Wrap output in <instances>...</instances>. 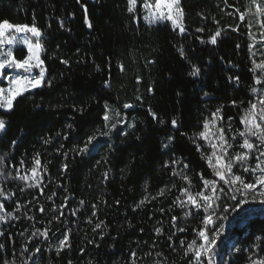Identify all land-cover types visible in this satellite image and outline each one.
<instances>
[{
  "label": "trees",
  "instance_id": "obj_1",
  "mask_svg": "<svg viewBox=\"0 0 264 264\" xmlns=\"http://www.w3.org/2000/svg\"><path fill=\"white\" fill-rule=\"evenodd\" d=\"M244 1L180 0L181 34L169 22L146 24L140 8L128 12V0H0V22L41 30L45 71L42 87L18 97L11 111L0 110V264H129L132 253L147 257L154 244L168 259L179 254L165 234L173 216L189 217L159 193L179 194L183 183L173 170L193 184L201 173L212 178L196 149L206 117L220 109L223 119L240 125L253 101L249 34L238 17ZM217 31L216 44L209 43ZM14 55L23 59L27 52ZM193 65L197 77L189 75ZM125 103L133 105L125 113L134 127L100 135L80 153L89 136L107 132L105 106ZM36 157L41 184L28 187L14 177L26 175ZM239 222L237 237L259 238L256 251L264 253V207ZM44 231L47 238L39 235ZM65 235L58 252L54 241ZM244 263L242 254L228 261Z\"/></svg>",
  "mask_w": 264,
  "mask_h": 264
},
{
  "label": "snow or ice",
  "instance_id": "obj_2",
  "mask_svg": "<svg viewBox=\"0 0 264 264\" xmlns=\"http://www.w3.org/2000/svg\"><path fill=\"white\" fill-rule=\"evenodd\" d=\"M253 5L256 7V13L258 15L264 16V4L257 3V0H252ZM137 0H128V12L133 13L136 10ZM144 8L148 10V15L144 17L148 25H156L170 22L173 30H179L181 34L185 32V27L183 23L184 14L180 6V0H154L153 3H149V0H144ZM244 15L241 14L240 19L244 20ZM87 19L85 23H87ZM90 26V25H89ZM261 27L264 28V22L261 23ZM14 30L15 33L22 34H31V37L35 38L33 41L29 36L24 35L22 38L17 36L6 37V32ZM201 31V29H197ZM264 35V33H262ZM220 36V32L217 31L209 39V43L216 44L217 37ZM42 32L34 24L32 26L28 25H13L8 21L0 22V79L6 82V87H0V109H3L5 112L11 111L14 107V102L18 97L24 95L32 89L40 88L43 86L42 82L44 81L45 71L42 67L43 61L41 59V53L43 52L42 46ZM203 42V41H202ZM7 45V50L5 46ZM16 45H22L23 49L27 50V55L23 59H19L13 53V47ZM250 51L252 45L249 46ZM23 49H19L22 51ZM181 58H185V53L183 49H179ZM255 53H253V56ZM62 63L67 64V61H61ZM254 68L252 69L255 72V69L260 70V77L254 79L255 85L264 84V60H261L257 63L253 60ZM39 69V75L33 76V70ZM11 70L17 73L16 75L9 76L7 72ZM200 73V69L195 65L192 66L189 75L192 77H197ZM237 83H239V78H236ZM49 85L51 82H48ZM105 87H110V84L106 81ZM253 92L256 91L255 88L252 89ZM207 95V93H205ZM139 99V97L137 98ZM235 103V102H234ZM133 105L125 104L124 108H132ZM106 111L103 116L105 121V127H108V123L112 119L109 114L108 106H105ZM118 115V114H117ZM153 118L155 115L153 114ZM222 119L220 115V109H217L216 112L212 113L211 120L205 119L203 124V131L197 134L198 139H203L207 142L208 146L212 151L205 155L201 150V145L196 144V149L198 152H201V158L205 159L208 167L212 170V175L216 179H206L201 173L200 180L202 181L203 188L199 189L196 192L191 191L192 182L190 178L183 174L182 172H177L173 170L174 176H179L187 184V188L180 189V196L176 198L174 204L180 208L195 209L199 212L201 209L204 211L205 215L203 217V227L195 229L197 239L200 243H197V240L188 243L187 249L185 250V255L187 256L191 253V264H203V261L206 259L207 264H214L215 258V249L216 241L223 234L224 224L222 221L227 219L226 215H219L215 202L219 200V192L225 191V186L227 187V192L232 193L230 199L236 201V204L233 206L232 210L236 211L238 208L243 207V205L250 202H259V204L264 205V96H258L257 102H250L248 109L245 110L244 115L240 118V124L243 126L242 129H237L233 132L231 137L232 141H236L237 137L240 138L238 147L241 151H231L230 149L234 148V144L226 139L225 129L223 126H218V121ZM231 119V118H229ZM172 126L175 128L177 126L176 120L172 121ZM69 128L72 125H68ZM115 127V125H112ZM129 128L134 127V125L129 124ZM5 130V121L0 119V132ZM111 129H109L110 131ZM231 131V126H229ZM104 135L107 136L108 132H103L97 130L96 133L92 134L87 138L85 146L79 149L80 153H87L89 151L88 145H91L93 141L97 139L98 136ZM183 135V133H182ZM252 138H255L259 143H255ZM171 137H169V142H171ZM47 143V141H45ZM16 142L13 141V144ZM167 147V145H164ZM254 156L255 165L251 166L249 164L250 158ZM3 160L0 158V163ZM23 163V162H21ZM172 165L179 163L177 160L171 161ZM33 167L30 169L31 175L16 176L14 178L23 180L25 182L31 181L28 183V187H39L41 184L40 172L38 169L41 167V161L36 157L33 161ZM239 165L242 169V173H251L253 180L248 182L245 180L242 174H236L233 169L234 166ZM169 163L165 162L164 167H168ZM185 168L188 167L187 164L184 165ZM18 171V170H17ZM107 177V174H105ZM218 181L223 182L222 185L218 187ZM175 187V185H173ZM259 188V192H257ZM237 193L240 194V199H237ZM164 190L161 189L159 195H163ZM3 193H0L2 196ZM55 195V193H53ZM251 196V201L249 200ZM155 198V197H153ZM7 199V197H5ZM51 199V197H49ZM83 203V202H81ZM144 204V200L140 201V205ZM140 205H137L139 207ZM4 205L0 204V212L4 211ZM19 205L17 210H19ZM62 207H66L63 205ZM95 207V205H93ZM40 211L43 212L44 208L41 206ZM53 211H57L56 208H53ZM223 211L228 212V208H224ZM10 215V214H9ZM73 215L75 213L73 212ZM95 215V212H93ZM190 215V211L185 212V216ZM218 218L221 223L212 231H208L209 225H215L216 219ZM4 216H0V223L4 222ZM177 220L176 216L172 217V222L175 225ZM102 223V222H101ZM101 223H97L95 228L99 229ZM95 230V229H94ZM179 231H184L183 228L178 229ZM157 235L161 234V229L157 228ZM37 233H33L35 236ZM2 235V233H0ZM39 235L47 238L48 232H40ZM68 237L65 235L64 239L60 241V247L57 248L59 252L61 248L67 242ZM183 244V242H182ZM27 251V249H25ZM40 249L36 248V253H39ZM136 254L132 253L134 257ZM159 255V254H157ZM250 264H264V257L253 258L249 256ZM7 264V262H5ZM132 264H135L133 260Z\"/></svg>",
  "mask_w": 264,
  "mask_h": 264
},
{
  "label": "rangeland",
  "instance_id": "obj_3",
  "mask_svg": "<svg viewBox=\"0 0 264 264\" xmlns=\"http://www.w3.org/2000/svg\"><path fill=\"white\" fill-rule=\"evenodd\" d=\"M244 2L245 4H244L243 12H240L238 14V17H239L240 22H244L247 26L250 45H252V48H251L252 57H253V60L259 63L261 60H264V35H262V33H264V28L261 27V23L264 22V16L258 15L256 13V7L253 5L252 0H245ZM149 3L154 4V0H149ZM257 3L264 4V0H257ZM226 6L227 7L224 8V11L227 13V15L233 14L234 6H228L227 4ZM137 8H140L141 13H142V19L146 24H148L144 19V17L148 15V10L144 8V0H137L136 9ZM228 8L231 10H229ZM241 14L244 15L245 17L244 20L240 19ZM24 35L29 36V38L32 39L33 41L35 40V38L31 37V34L15 33L14 30L6 32V37L17 36V37L22 38ZM18 49H23V46L16 45L15 47H13V53ZM5 50H7V45L5 46ZM23 50L27 52L26 49H23ZM253 53H255L254 56H253ZM2 58L3 57H0V59ZM39 71H40L39 69H34L32 75L38 76ZM7 74L9 76H13V75H16L17 73L9 70ZM259 77H260V70L255 69V78H259ZM0 87H6V82L3 81L2 79H0ZM255 89L256 91L254 92V98L252 102H257L258 96H264V84L255 85ZM124 105H119L115 107L108 106L109 114L112 117L107 127L108 135H111L110 132L114 131L115 129H119L121 131L120 133L123 134L132 128V127L129 128L128 125L129 124L133 125V122L132 120L127 118L126 113H125V111L131 108L125 109ZM0 110L4 111L3 109H0ZM211 117H212V113L209 114L206 118L211 120ZM112 125H115V127H112ZM218 126H223V128L225 129L226 139H228L230 142L234 144V148L230 149V152L231 151H241L238 147L240 138L237 137L236 141H232L231 137L235 130L242 129L243 126L241 124L240 125L234 124L230 119L225 120L223 119V117L220 121H218ZM229 126H231V131L229 130ZM109 129L111 130L109 131ZM203 130L204 129L202 126V131ZM252 139L255 143H259V141H256L255 138H252ZM197 144L201 145V150L205 153V155L209 154L212 151V149L208 146L207 142L203 139H198ZM249 164L251 166L255 165L254 156L250 158ZM210 171L212 174L211 169ZM233 171L236 174H242L245 180L248 182H251L253 180L251 173H242V169L239 167V165L234 166ZM26 175L30 176L31 172L28 171ZM210 179H216V178L212 175V178ZM181 180L183 183L182 188H187L188 184L183 179ZM28 182L31 183V181H28ZM222 183L223 182L218 181V187L222 185ZM201 188H203V184H202V181L199 179L196 184L192 183L191 191L196 192ZM259 190L260 189L257 188V192H259ZM164 193L167 195V197L172 198L171 200L173 204L171 207L181 212V214L184 215V218H186L185 212L190 211V215L187 216V218L189 217L188 221H182V220L176 221L175 225L172 222L169 227L168 232L165 234V238L168 241H170V243L172 242V244L178 247L179 254H175L174 256L168 259L167 257H164L162 255V250L159 248L160 245L154 244L153 246L149 247L150 250H148V253L146 254L147 257L145 256L146 258L143 257V258L135 259L132 256V259L129 262V264H132L133 260L135 261V264H191V259H192L191 253H189L186 256L185 250L187 249L188 243L193 241L194 239L197 240V243H200V241L197 239L196 231L194 230L203 227L202 221H203V217L205 213L202 209L199 212H197L195 209L177 207L174 204V201L176 200L177 197L181 195L180 192H178L179 194L177 196L172 195L170 192L166 193V191H164ZM218 195L220 198L219 200L215 202V206L217 207V211L219 215H226L227 219L222 221V223L224 224V231L222 234L224 235V238L221 241V246H220L221 249H218V250L215 249L216 254L214 258V264H228L229 259L233 258L236 254L243 255L245 259L244 264H250L249 256H252L253 258L264 257V253H261L260 251L259 253L256 251L257 246L261 244L259 238L250 239L248 238V234L245 232H243L240 237H237V233H236V229L239 230V228L242 227L243 225V224L240 225V222H239L241 215L252 208L264 207V205L259 204L258 201L250 202L248 204L243 205V207L238 208L236 211H233L232 208L236 204V201H233L230 199V196L232 195V193L227 192L226 186H225V191L219 192ZM236 195H237V199L241 198L239 193H237ZM249 200L251 201V196H249ZM224 208H228V212L225 213L223 211ZM1 214H5V212L3 211ZM214 219H216V224L209 225L208 231L214 230L221 223V221L218 218L214 217ZM180 228H183L184 231L182 232L179 231L178 229ZM63 239H64V236L55 239L54 245L56 248L60 247V241ZM217 241H216V244H217ZM203 264H207L206 259L203 261Z\"/></svg>",
  "mask_w": 264,
  "mask_h": 264
}]
</instances>
